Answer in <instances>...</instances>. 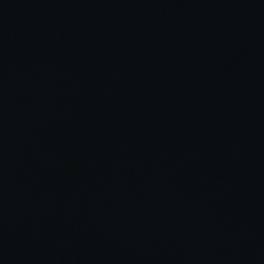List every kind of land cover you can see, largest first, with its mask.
<instances>
[{
	"label": "water",
	"instance_id": "water-1",
	"mask_svg": "<svg viewBox=\"0 0 264 264\" xmlns=\"http://www.w3.org/2000/svg\"><path fill=\"white\" fill-rule=\"evenodd\" d=\"M0 264H264V0H0Z\"/></svg>",
	"mask_w": 264,
	"mask_h": 264
}]
</instances>
